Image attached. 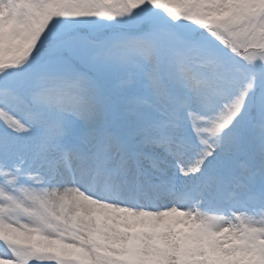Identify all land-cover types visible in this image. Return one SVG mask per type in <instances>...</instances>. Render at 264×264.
I'll return each instance as SVG.
<instances>
[{
    "label": "snow or ice",
    "instance_id": "obj_1",
    "mask_svg": "<svg viewBox=\"0 0 264 264\" xmlns=\"http://www.w3.org/2000/svg\"><path fill=\"white\" fill-rule=\"evenodd\" d=\"M0 264H264V0H0Z\"/></svg>",
    "mask_w": 264,
    "mask_h": 264
}]
</instances>
